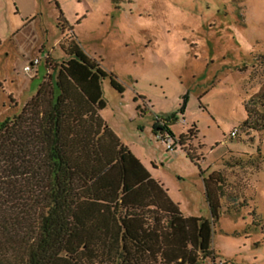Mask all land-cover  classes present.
I'll return each mask as SVG.
<instances>
[{
  "label": "rangeland",
  "instance_id": "374dc122",
  "mask_svg": "<svg viewBox=\"0 0 264 264\" xmlns=\"http://www.w3.org/2000/svg\"><path fill=\"white\" fill-rule=\"evenodd\" d=\"M66 36L122 86L101 81L99 114L184 215L209 219L201 171L222 178L214 257L198 264H264V128L243 125L246 107L264 113V0H0V124L51 72L45 57L65 59ZM157 126L197 133L168 151Z\"/></svg>",
  "mask_w": 264,
  "mask_h": 264
},
{
  "label": "trees",
  "instance_id": "16d2710c",
  "mask_svg": "<svg viewBox=\"0 0 264 264\" xmlns=\"http://www.w3.org/2000/svg\"><path fill=\"white\" fill-rule=\"evenodd\" d=\"M59 47L65 59L51 64L46 56L51 72L21 112L0 124V264L213 259L212 226L224 195L218 172L201 171L211 217L184 215L101 118L106 105L101 81L108 77L111 87L123 92L114 75L87 55L75 36L63 37ZM246 112L243 125L262 130L264 113L249 107ZM157 127L172 138L168 151L183 150L197 133L190 128L175 137L166 126ZM250 215L259 226L255 209Z\"/></svg>",
  "mask_w": 264,
  "mask_h": 264
},
{
  "label": "built area",
  "instance_id": "2783aa9c",
  "mask_svg": "<svg viewBox=\"0 0 264 264\" xmlns=\"http://www.w3.org/2000/svg\"><path fill=\"white\" fill-rule=\"evenodd\" d=\"M39 64V58H34L33 61L30 63V65L25 66V70L29 71L32 68H35ZM237 134V129L233 128L230 131L229 137H234ZM157 137L162 139L166 143V147L169 149L173 148V141L172 138L169 136V134L166 131H161V133L157 134Z\"/></svg>",
  "mask_w": 264,
  "mask_h": 264
},
{
  "label": "crops",
  "instance_id": "0c3cea01",
  "mask_svg": "<svg viewBox=\"0 0 264 264\" xmlns=\"http://www.w3.org/2000/svg\"><path fill=\"white\" fill-rule=\"evenodd\" d=\"M160 182V181H159Z\"/></svg>",
  "mask_w": 264,
  "mask_h": 264
}]
</instances>
